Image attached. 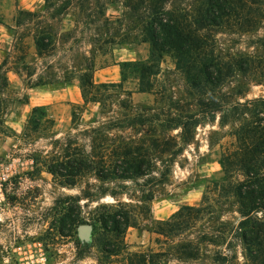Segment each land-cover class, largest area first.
I'll list each match as a JSON object with an SVG mask.
<instances>
[{
    "label": "rangeland",
    "instance_id": "rangeland-1",
    "mask_svg": "<svg viewBox=\"0 0 264 264\" xmlns=\"http://www.w3.org/2000/svg\"><path fill=\"white\" fill-rule=\"evenodd\" d=\"M235 1L237 10L202 29L193 54L191 72L206 63L210 80H186L173 51H161L156 73L138 79L124 66L123 79L105 81L114 83L85 102L78 75L88 66L117 74L113 64L148 59L141 27L151 0H0V264H264V209L247 210L234 193L246 170L264 171V0ZM198 3L167 0L165 9L193 16ZM38 85L46 114L34 126L23 102ZM189 113L195 123L182 135L161 125ZM122 145L141 147L147 174H64L66 160L84 155L120 171ZM176 210L163 234L158 221ZM107 212H127L121 236L102 230L97 218ZM250 219L262 236L245 242ZM82 223L91 225L88 240L77 234ZM107 239L119 250L104 253Z\"/></svg>",
    "mask_w": 264,
    "mask_h": 264
},
{
    "label": "trees",
    "instance_id": "trees-1",
    "mask_svg": "<svg viewBox=\"0 0 264 264\" xmlns=\"http://www.w3.org/2000/svg\"><path fill=\"white\" fill-rule=\"evenodd\" d=\"M49 5H52L53 0H45ZM167 0H151L148 8L147 20L142 24L141 31L143 32V38L148 40L151 45V50L149 53V57L145 61H131V60H123L119 64V74L120 79H123L122 69L124 66L134 67V73L137 75L138 79H143L146 76L152 75L156 73L154 70L155 67V56L157 52L163 51H173L175 58L177 59V63L181 65V71L184 74V78L189 81L190 77L193 75H198L199 73H203L205 76L207 75V79L210 80L208 71L206 70L207 64H201L194 72H191L190 68L192 66L191 62L193 61V54L195 57H198V53H194L195 51L200 52L203 48L205 35L202 32L209 23L214 22L218 23L222 20V18L229 14L230 12H234L237 10L236 1L234 0H197L199 3L197 4V8L195 9V14L191 16L186 13V10H182L181 13H178L176 8H171L170 10L165 9V2ZM23 11V10H20ZM24 13L29 14V11L24 10ZM33 43L35 49L40 51L43 49L41 43V37L39 35H33ZM86 70L88 72H81L78 75L79 78V89L82 96V99L86 102L88 100H94L95 96L91 91L97 92L100 87H104L106 85L113 84L114 82H99L95 83L92 80V69L91 67H87ZM198 72V73H197ZM197 73V74H196ZM187 81V82H188ZM6 84V82H5ZM3 113V99L0 95V128H6L7 126L2 119ZM46 112L42 106H34L32 107L29 118L27 122L34 123V126L39 124L41 117L45 116ZM187 112L185 115L187 116ZM189 117H185V115H170L166 118L161 124L164 129H173L180 128L181 135L188 130V126L195 123V118H193L192 113H189ZM186 118V119H185ZM190 119V120H189ZM166 143V140L165 142ZM145 156L144 153L141 152L140 146H127L122 145L118 150V164L123 168L120 171H116L114 166L112 170L108 168V171H103V167L97 166L96 162L94 163L93 158H89L87 156H81L79 158H73L71 160H66L64 162H59V166L61 168L66 164L69 167L67 173L71 176L78 175L82 170L93 168L98 170V174L103 177L111 174H117L123 177H132L134 174H147L148 171L145 168H142L140 161ZM244 156L248 157L249 154H245ZM254 155H250V158H253ZM64 163V164H63ZM264 166V165H263ZM65 168V167H64ZM51 173H60L58 170H55L52 167L47 168ZM260 169V166L256 169L246 170V175L249 177V180L246 183H241L240 185H236L235 195H237L238 199H247L248 208L255 209L256 211L261 208L264 209L263 205L259 206V200L264 199V171L260 174H256L257 170ZM107 170V169H106ZM106 172V173H103ZM257 175V176H255ZM68 184H72L73 179L67 181ZM88 197V196H85ZM186 210H195L198 211V208L193 206H184ZM246 210V211H247ZM242 214H246L244 210H240ZM179 212L174 211L166 220L160 219L158 221L159 225H166V229L160 231H169L170 226L173 223H170L172 218L175 216H179ZM187 218H192L191 214H187ZM77 218H67L65 221L68 223H72V225L77 224ZM97 220L100 222V226L105 232H114V234L119 237L121 236L125 229L129 226V217L127 212H112V213H101ZM170 223V224H169ZM172 229V228H171ZM260 223H257L255 220L250 219V223L248 228H244L241 232L240 236L245 242L253 241L257 238V236H262ZM158 232V231H157ZM163 233V232H162ZM164 234V233H163ZM111 245V247H110ZM101 249L104 253H113L116 250H119L118 243H112L110 240H103L101 242ZM131 264V263H130ZM136 264H153L149 259L143 261L139 259Z\"/></svg>",
    "mask_w": 264,
    "mask_h": 264
},
{
    "label": "crops",
    "instance_id": "crops-1",
    "mask_svg": "<svg viewBox=\"0 0 264 264\" xmlns=\"http://www.w3.org/2000/svg\"><path fill=\"white\" fill-rule=\"evenodd\" d=\"M13 9L15 10V7H13ZM11 12H12V10H11ZM0 15H2V14H0ZM114 66L119 68L118 63L113 64V67ZM119 76H120L119 71L117 72V74H116V72H112L111 74H106L105 72H97V73L95 72V73H92V80L95 83L105 82V81H116ZM29 88L31 89V92L33 93L34 97L30 96L29 101L23 102V105H29L31 107L30 111H31L32 107H34V106H42L43 107L44 106L43 103H45V101H46L47 92L43 89L42 86H39V85L38 86H30ZM40 90L44 91L43 92L44 97L43 98H41V97L36 98V94L40 93Z\"/></svg>",
    "mask_w": 264,
    "mask_h": 264
},
{
    "label": "water",
    "instance_id": "water-1",
    "mask_svg": "<svg viewBox=\"0 0 264 264\" xmlns=\"http://www.w3.org/2000/svg\"><path fill=\"white\" fill-rule=\"evenodd\" d=\"M91 225L82 223L77 226V234L82 240H88L90 237Z\"/></svg>",
    "mask_w": 264,
    "mask_h": 264
}]
</instances>
